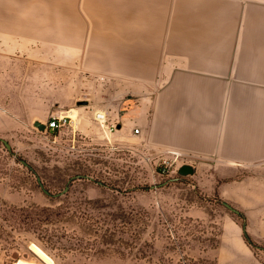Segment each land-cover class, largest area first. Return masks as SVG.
<instances>
[{
    "label": "rangeland",
    "instance_id": "rangeland-1",
    "mask_svg": "<svg viewBox=\"0 0 264 264\" xmlns=\"http://www.w3.org/2000/svg\"><path fill=\"white\" fill-rule=\"evenodd\" d=\"M86 41L84 34L79 44H50L0 26V137L11 145L0 141V264L37 260L30 243L56 264H216L205 252L230 220L264 264V216L240 218L194 172L178 173L183 164L194 169L195 158L156 153L148 142L141 119L149 122L166 77L139 80L97 67L85 60ZM97 111L117 129L105 133ZM54 113L67 117L65 126L34 125ZM162 159L174 161L165 173Z\"/></svg>",
    "mask_w": 264,
    "mask_h": 264
},
{
    "label": "crops",
    "instance_id": "crops-1",
    "mask_svg": "<svg viewBox=\"0 0 264 264\" xmlns=\"http://www.w3.org/2000/svg\"><path fill=\"white\" fill-rule=\"evenodd\" d=\"M13 1L0 0L2 27L56 45L85 34L87 62L126 78L164 75L149 122L141 119L154 152L195 158L199 186L264 216V0ZM225 230L206 258L257 264L235 222Z\"/></svg>",
    "mask_w": 264,
    "mask_h": 264
},
{
    "label": "built area",
    "instance_id": "built-area-1",
    "mask_svg": "<svg viewBox=\"0 0 264 264\" xmlns=\"http://www.w3.org/2000/svg\"><path fill=\"white\" fill-rule=\"evenodd\" d=\"M94 118L97 122H99L101 127L104 129L105 133H107V132L111 133L112 131H114L118 127V123H117L118 121H114L113 119H109L108 114L104 111H97ZM67 120H68L67 117H65L64 115H59L57 113H54L49 117L48 121L46 122L45 130L46 131L47 130L52 131L55 129H60L66 125ZM134 132L138 133L139 129L138 128L134 129ZM170 153H172L176 159L181 156V154L177 153V152H170ZM173 162H174L173 160L168 161L167 159H162L161 164H160L162 166L161 172H164V173L167 172L169 170V167L172 165ZM180 164L182 165L183 162L181 161Z\"/></svg>",
    "mask_w": 264,
    "mask_h": 264
},
{
    "label": "water",
    "instance_id": "water-1",
    "mask_svg": "<svg viewBox=\"0 0 264 264\" xmlns=\"http://www.w3.org/2000/svg\"><path fill=\"white\" fill-rule=\"evenodd\" d=\"M34 125L37 126L40 130H44V129L46 128V125H45L44 123L39 122V121H35V122H34ZM0 141L4 144V146H5L7 149H10V148H11L10 143H9L6 139L0 137ZM20 161H21L22 164L26 165L29 169H32V166H31L30 164H28L24 159H21ZM193 172H194V169H193V167H192L191 165H189V164H184V165H182L181 167H179V169H178V173L181 174V175L193 174ZM82 176H83V177H86L85 175H77L76 177L79 178V177H82ZM36 178H37V182L39 183V185H40V187L42 188V190H43L46 194L49 195L50 192H49L48 189H46V188L44 187V185H43V183H42L40 177L37 176ZM68 187H69V185L67 184V185L63 188V190L61 191V193H64V192L68 189ZM223 204H224L227 208H229L231 211H233L234 213H237V214L239 213V211H238L235 207L231 206L229 203H227V202H223ZM243 228H245V225H243Z\"/></svg>",
    "mask_w": 264,
    "mask_h": 264
},
{
    "label": "bare ground",
    "instance_id": "bare-ground-1",
    "mask_svg": "<svg viewBox=\"0 0 264 264\" xmlns=\"http://www.w3.org/2000/svg\"><path fill=\"white\" fill-rule=\"evenodd\" d=\"M76 110L75 109H70L67 111V117H70L72 119H75L76 118ZM94 115H96V112L94 113ZM30 250L33 252L34 256L36 257V261L33 260V259H16L13 264H56L54 262V260L46 253L44 252L39 246H37L36 244L34 243H30ZM42 260H40V259ZM39 260V261H38Z\"/></svg>",
    "mask_w": 264,
    "mask_h": 264
},
{
    "label": "trees",
    "instance_id": "trees-1",
    "mask_svg": "<svg viewBox=\"0 0 264 264\" xmlns=\"http://www.w3.org/2000/svg\"><path fill=\"white\" fill-rule=\"evenodd\" d=\"M33 169V168H32ZM32 169H30V170H32ZM21 212L22 214H24V209H22V208H14L13 210H12V212L13 213H17V212ZM238 216L240 217V218H242V219H244V217H243V215H242V213H238ZM25 218H27V214H25ZM243 235H244V237L246 238V239H248V237H247V235H246V233L243 231Z\"/></svg>",
    "mask_w": 264,
    "mask_h": 264
}]
</instances>
